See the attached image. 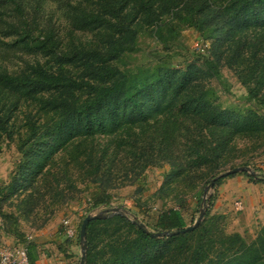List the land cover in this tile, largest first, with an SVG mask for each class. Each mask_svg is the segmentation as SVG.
Wrapping results in <instances>:
<instances>
[{
	"label": "trees",
	"instance_id": "16d2710c",
	"mask_svg": "<svg viewBox=\"0 0 264 264\" xmlns=\"http://www.w3.org/2000/svg\"><path fill=\"white\" fill-rule=\"evenodd\" d=\"M94 5L97 12L68 7L79 28L96 31L89 46L50 50L58 59L55 68L37 63L18 76L0 70V91L36 109L24 117L31 133L19 140L22 171L11 187L24 192L34 188L39 193L37 185L42 182L54 186L51 189L63 198L65 193L58 187L65 179L72 180L71 189L80 182L95 184L101 194L92 200L91 210L111 205L110 191L118 182L113 171H126L118 180L135 184L147 168L166 166L169 172L162 191L178 179L195 178L209 189L219 187L226 178L215 179L222 174L218 160L229 153L228 145L239 135L256 139L264 135V0H97ZM175 11L190 13V28L211 41L200 52L205 69L163 64L152 69L119 68L120 62L138 51L142 30L152 29V37L163 40L162 18ZM24 42L21 38L14 45ZM25 47L26 52H34L29 44ZM226 52L229 65L238 69L248 86V100L261 112L230 111L209 96L207 77H219L214 61ZM248 59L255 64L242 72ZM71 67L82 73L75 75ZM199 73L206 78L199 79ZM6 124L0 122V131ZM59 152L65 158L53 170ZM255 169L257 176L243 174L253 183L264 184V169ZM5 198L0 185V214L7 219L1 212ZM214 199H208L210 206ZM134 221L120 215L91 221L85 264H264V226L248 244L239 234L214 238L204 224L155 238L151 234L155 232L138 226V218ZM82 222L75 238L65 234L67 244L73 246L77 239L80 246ZM13 226L14 222L8 229L25 244L28 264H39V244L28 242ZM186 228L177 209L158 218L157 232Z\"/></svg>",
	"mask_w": 264,
	"mask_h": 264
},
{
	"label": "rangeland",
	"instance_id": "374dc122",
	"mask_svg": "<svg viewBox=\"0 0 264 264\" xmlns=\"http://www.w3.org/2000/svg\"><path fill=\"white\" fill-rule=\"evenodd\" d=\"M96 2L97 0H0V70L18 76L29 72V67L37 63L49 69L55 68L58 59L52 56L50 50L60 52L79 45L89 46L96 38V31H91L90 28L93 27L79 28V21L74 19L72 13H68V7L79 6L82 10L97 12L94 5ZM177 11L162 18L165 24L163 40L152 37V29L142 30L138 36V51L120 62L119 68L152 69L163 64L176 69H185L188 65L205 69L200 52H203L201 49L205 47L204 44L210 45L211 41L206 42L205 36L190 28V13L176 14ZM21 38H24L25 42L14 45V42ZM25 44H29L34 52H26ZM224 54L221 59L214 61L220 73L219 77H207V87L211 92L209 96L230 111L261 112L260 107L248 100V86L242 83L238 69L229 65V53ZM254 64V60L248 59L240 70L247 72ZM71 68L75 75L82 73L80 68ZM199 76V79L206 78L202 77L201 73ZM30 105V102L14 100L10 94L0 91V122L8 123L0 131V185L6 195L1 212L9 216L6 219L0 214V254L25 247L18 234L8 229L13 222V228L25 235L28 242L39 244L40 264H80V246L76 243L77 239L73 246L67 244L64 222L78 229L89 214H99L112 208H121L122 211L128 212V218H138L139 223L144 224L148 231L155 233L160 214L169 209L179 210L187 227L198 220L202 209V201L199 199L203 200L206 188L203 181L195 178L190 182L178 179L177 183L171 184L170 187L165 186L162 191L164 178L169 172L166 166L147 168L141 181L135 184L129 179L118 180L126 175V171H113L118 182L110 191L111 205L95 210L90 209L92 200L101 194L95 184L86 185L80 182L76 184V189H71L72 180L65 179L58 187L65 193L63 198L56 195V190L51 189L54 186L42 182L37 185V188L40 187L39 193H35L34 188L26 192L21 188H12V181L15 176L20 178L23 165L19 140L31 133L24 117L30 111L34 114L36 110L34 105ZM44 119L48 120L46 117ZM49 120L52 118L49 117ZM228 147L229 153L226 157L223 155L222 159L218 160L220 173L242 166H248L255 171V167L264 169V135L261 139L239 135L235 143L229 144ZM64 158L62 153L57 154L55 165H50L53 170L61 166ZM234 175L237 176V182L243 179L245 183L246 179H249L243 173ZM228 178L223 180L221 186L208 189V195L216 198L217 193L221 194L222 190L236 193L242 189L235 180ZM249 181L256 184L250 179ZM248 192L256 196L259 194L253 190ZM240 200H234L232 209L235 210L226 214H220L218 211V208H223L221 203L216 207L214 200L211 206L207 204L209 215L202 224L214 233V238L239 234L248 244L256 240L264 226V222L257 218L264 206L259 202L255 203V212H258L256 216L252 215L254 210H248L254 209L253 204L246 207L244 203H239ZM74 253L76 257L69 259L68 256L74 257ZM164 263L161 261L159 264Z\"/></svg>",
	"mask_w": 264,
	"mask_h": 264
},
{
	"label": "water",
	"instance_id": "95a60500",
	"mask_svg": "<svg viewBox=\"0 0 264 264\" xmlns=\"http://www.w3.org/2000/svg\"><path fill=\"white\" fill-rule=\"evenodd\" d=\"M244 172H246L252 176L258 175V173L255 170H253L252 168H250L248 166H242V167L234 168L232 170H228V171L220 174L219 176H217L215 179L219 180V179L227 178L230 175H234V174H238V173H244ZM208 189H209V187H206L205 191H204V197L202 200V209L200 210L199 218L192 226L187 227L186 230H183V231H175V232H166L165 231V232L151 233L152 236L155 238L172 237L175 235H179L180 233H185L186 231H193L196 228H198L202 224L203 220L205 219L206 213L208 210L207 204H208V199L210 198V196L208 195ZM127 213L128 212H126V211H122L121 208H112L109 211H103V212H100L99 214H89L88 216H86V218L82 222V226H81V230H80V250H81L80 264H85L86 258H87L86 234H87V227L90 224V222L93 220L107 219V218L112 217L114 215H120V216L128 218ZM133 222H135V221L133 220ZM138 226L140 228H143L146 232H149L146 229V226L144 224L138 223Z\"/></svg>",
	"mask_w": 264,
	"mask_h": 264
},
{
	"label": "crops",
	"instance_id": "0c3cea01",
	"mask_svg": "<svg viewBox=\"0 0 264 264\" xmlns=\"http://www.w3.org/2000/svg\"><path fill=\"white\" fill-rule=\"evenodd\" d=\"M236 177L237 176L235 175V176L229 177L228 179H231L233 181L236 179ZM240 181L241 182H237L236 180L234 181L236 184L238 183V185L242 188V189L237 190L236 193H234L235 191H229V190H225V191L222 190L221 194L219 192L217 193L214 201H215V207L219 206L220 203H221V206L223 207L222 209L218 208V211L220 212V214L230 213L231 211L235 210L232 208H233V203H234L233 201L234 200L236 201V199L237 200L241 199L240 200L241 202H239V203H241V204L244 203V205H246V207H250L249 204H253V207L254 206L256 207L257 204H255V203H257V202L263 204V206H264V184H259V183L258 184H252V183H250L249 179H246L245 183L243 182V179ZM245 189H247V191ZM250 190H253L254 192L258 191L259 192L258 196L248 192ZM255 207H254V209H248V210L249 211L254 210V211H252V215L257 216L258 212L257 213L255 212L256 211ZM257 218H259L261 221L264 222V209H262V210L260 209L259 217L257 216ZM71 257L69 259L75 258L76 257L75 253H74V257L73 256H71ZM40 263H41V261H39V264Z\"/></svg>",
	"mask_w": 264,
	"mask_h": 264
},
{
	"label": "built area",
	"instance_id": "2783aa9c",
	"mask_svg": "<svg viewBox=\"0 0 264 264\" xmlns=\"http://www.w3.org/2000/svg\"><path fill=\"white\" fill-rule=\"evenodd\" d=\"M65 223L66 234L75 238L77 236V230L68 222ZM0 264H28V250L26 247H21L19 249L11 250L10 252H5L0 254Z\"/></svg>",
	"mask_w": 264,
	"mask_h": 264
}]
</instances>
